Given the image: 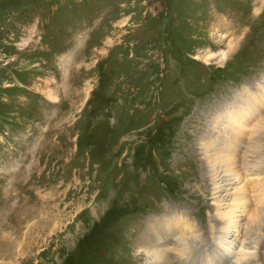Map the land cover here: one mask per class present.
Instances as JSON below:
<instances>
[{"label": "rangeland", "instance_id": "rangeland-1", "mask_svg": "<svg viewBox=\"0 0 264 264\" xmlns=\"http://www.w3.org/2000/svg\"><path fill=\"white\" fill-rule=\"evenodd\" d=\"M235 119L226 168L264 194V0H0V264H148L164 216L210 255L226 218L195 151ZM162 151L197 176L168 189ZM263 209L236 212L251 264Z\"/></svg>", "mask_w": 264, "mask_h": 264}, {"label": "bare ground", "instance_id": "bare-ground-1", "mask_svg": "<svg viewBox=\"0 0 264 264\" xmlns=\"http://www.w3.org/2000/svg\"><path fill=\"white\" fill-rule=\"evenodd\" d=\"M203 61L205 62L207 59L203 58ZM229 127L231 128L228 129ZM224 128H227V132L223 133V139L218 142L220 146H216L215 142L205 141L203 143L204 141H199V151H195V154H199V165L201 168L208 163L209 170L207 169V174L210 178L214 203L218 210L217 215L226 218L221 234L218 236L217 242H215V247L211 249L210 255L203 254L205 250L201 251V248L196 246V243L199 245L201 239H203L201 238L202 236H197L199 234H195L197 229L187 226L185 228L190 229V231H181L179 225L186 223L184 218H169L166 216L153 218L149 221L148 230L139 237L140 241L138 243V245L141 244L143 246L140 251L152 258L148 264H251L254 252L246 246L247 238L241 237L243 235L242 218L236 212L241 208L252 207L253 213L256 214L257 206L264 207V194L258 192L256 195L251 194L250 197H247L246 189L242 187L246 182L242 184V181L238 179L240 174L235 172L236 169L234 167L227 170L226 165L235 163L238 154H240L242 136L245 135L246 129L240 122L239 125H234L233 121L229 122ZM199 137H201V134L197 135V138ZM164 152L162 151L157 156L162 158L166 171H168L166 173L163 172L160 176L161 180H165L164 182L168 189L173 187V189H179L181 182L178 175L190 176V178L197 176L196 172L189 171V168L184 170L183 168L170 167L164 157ZM252 157L254 158L255 155H252ZM247 160L252 161V159ZM247 165L246 170L244 169L246 175L249 176L251 174L253 176L261 172V167H264V160H259L254 164L247 162ZM232 170H234V173ZM153 186H151L148 196L151 194L153 195L152 198L155 199V192L152 190ZM191 187H193V184H190ZM254 188L258 191L261 190L259 186ZM149 201L153 207L154 200ZM183 226H186V224ZM213 230L214 227L212 226V232ZM238 246L239 250L234 251ZM218 249H222V254H217L215 260H212V256H215L214 250Z\"/></svg>", "mask_w": 264, "mask_h": 264}]
</instances>
